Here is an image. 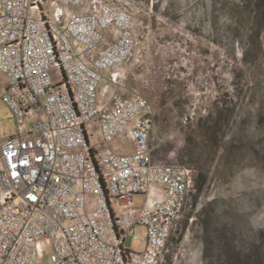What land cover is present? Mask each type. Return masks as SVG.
<instances>
[{
  "label": "built area",
  "instance_id": "built-area-1",
  "mask_svg": "<svg viewBox=\"0 0 264 264\" xmlns=\"http://www.w3.org/2000/svg\"><path fill=\"white\" fill-rule=\"evenodd\" d=\"M139 23L120 0H0V264H164L181 237L196 170L154 160L143 93L98 97L107 70L123 88Z\"/></svg>",
  "mask_w": 264,
  "mask_h": 264
},
{
  "label": "rangeland",
  "instance_id": "rangeland-1",
  "mask_svg": "<svg viewBox=\"0 0 264 264\" xmlns=\"http://www.w3.org/2000/svg\"><path fill=\"white\" fill-rule=\"evenodd\" d=\"M120 3L140 22V42L123 73L126 87L151 103L154 160L207 176L164 264H226L216 228L237 250H264V0ZM50 73L54 84L61 83L57 66ZM218 109L224 125L214 146L204 131ZM192 110L197 116L186 120ZM0 114V138L14 134L15 120L2 102ZM118 140L132 148L127 137ZM142 200L139 195L135 203ZM131 246L141 250L143 242L134 239Z\"/></svg>",
  "mask_w": 264,
  "mask_h": 264
},
{
  "label": "trees",
  "instance_id": "trees-1",
  "mask_svg": "<svg viewBox=\"0 0 264 264\" xmlns=\"http://www.w3.org/2000/svg\"><path fill=\"white\" fill-rule=\"evenodd\" d=\"M264 9V3L262 5ZM218 118L212 125H207L204 131V134L209 138L210 143L215 146L217 143V138L222 131V127L224 122L220 118L222 115V111L218 109L217 111ZM207 184V176L203 170H197L196 177H195V186H194V193H193V202L192 206L196 205L198 196L205 190ZM209 223H212V219L209 218ZM218 236L221 246L224 248V255L226 257V264H264V250L260 251H247L243 252L241 250L236 249V245L232 238H227L226 231L224 229H218ZM182 236V235H181ZM223 254V253H222ZM206 256V253H205Z\"/></svg>",
  "mask_w": 264,
  "mask_h": 264
},
{
  "label": "crops",
  "instance_id": "crops-1",
  "mask_svg": "<svg viewBox=\"0 0 264 264\" xmlns=\"http://www.w3.org/2000/svg\"><path fill=\"white\" fill-rule=\"evenodd\" d=\"M124 65V64H123ZM123 65L120 66L118 69H116L117 71L120 72V81H121V84L123 85V88L121 89H117V84L113 83L111 80H110V76H111V72L114 71V69L112 70H107L105 71L104 73V80L101 82L100 86H99V91H98V97H99V100L100 101H104V94L105 92L111 87V92L108 94V99L111 97V95L113 94V92L115 90H119V91H122V92H129L131 91V89L127 88L126 87V78H127V75L126 73H123L124 72V68H123ZM114 86V88L112 87ZM119 140H116L114 142V144H117Z\"/></svg>",
  "mask_w": 264,
  "mask_h": 264
}]
</instances>
